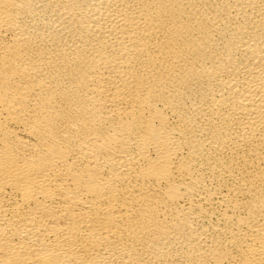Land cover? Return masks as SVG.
<instances>
[{"label": "bare ground", "instance_id": "bare-ground-1", "mask_svg": "<svg viewBox=\"0 0 264 264\" xmlns=\"http://www.w3.org/2000/svg\"><path fill=\"white\" fill-rule=\"evenodd\" d=\"M0 264H264V0H0Z\"/></svg>", "mask_w": 264, "mask_h": 264}]
</instances>
